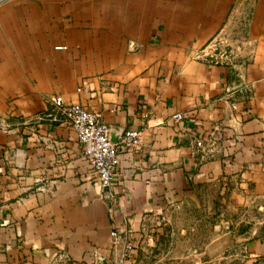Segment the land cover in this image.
<instances>
[{
    "label": "crops",
    "instance_id": "1",
    "mask_svg": "<svg viewBox=\"0 0 264 264\" xmlns=\"http://www.w3.org/2000/svg\"><path fill=\"white\" fill-rule=\"evenodd\" d=\"M218 38L229 59L197 54ZM53 95L98 111L113 140L141 131L110 186L69 125L24 123ZM94 251L264 264V0H0V264Z\"/></svg>",
    "mask_w": 264,
    "mask_h": 264
},
{
    "label": "built area",
    "instance_id": "2",
    "mask_svg": "<svg viewBox=\"0 0 264 264\" xmlns=\"http://www.w3.org/2000/svg\"><path fill=\"white\" fill-rule=\"evenodd\" d=\"M57 48H65L59 46ZM204 57L210 59H229L232 55L228 44L221 39H215L207 46L198 51ZM79 90V89H78ZM51 108L27 117L24 123L32 124L41 122L66 123L74 132L82 153L86 157L95 181L103 188L110 186L116 168L120 165L121 154L129 153L142 143V135L139 129H124L116 135L113 140L109 127L101 120L100 113L89 109L79 103L67 102L61 95H53L49 98ZM236 108L235 105H232ZM174 118L180 119L181 115L176 114ZM7 132L6 127H2ZM204 139L198 138L194 142L197 148L204 147ZM114 244L124 241L122 256H128L132 245L127 242L125 233L114 230L111 232ZM62 256L60 255L59 258ZM94 260L91 264H102L103 256L94 251ZM116 264H121L118 262ZM156 264H166L159 262Z\"/></svg>",
    "mask_w": 264,
    "mask_h": 264
},
{
    "label": "rangeland",
    "instance_id": "3",
    "mask_svg": "<svg viewBox=\"0 0 264 264\" xmlns=\"http://www.w3.org/2000/svg\"><path fill=\"white\" fill-rule=\"evenodd\" d=\"M185 221L184 222H180V224H187L189 221H188V219L186 220V219H184ZM184 236H187V237H189V235H184V234H182V235H179V237L178 238H180V240L181 239H183V237ZM233 241H235V238H233L232 236H230V235H226V244H230V243H233ZM237 252V251H236ZM236 252L235 251H232V254H234V255H236ZM238 253V252H237ZM238 256V255H237ZM159 262H163V263H166V264H173L172 262H168V261H165V260H163V261H158L157 263H159ZM236 262H238V260L237 259H234V260H231L229 263H226V264H237ZM156 264V263H155ZM175 264V263H174Z\"/></svg>",
    "mask_w": 264,
    "mask_h": 264
}]
</instances>
